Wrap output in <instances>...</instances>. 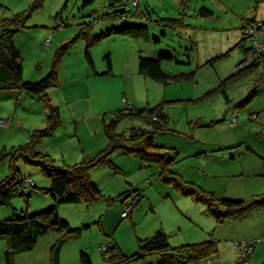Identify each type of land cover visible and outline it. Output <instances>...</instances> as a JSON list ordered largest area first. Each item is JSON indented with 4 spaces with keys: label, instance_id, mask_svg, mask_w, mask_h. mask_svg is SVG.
<instances>
[{
    "label": "rangeland",
    "instance_id": "rangeland-1",
    "mask_svg": "<svg viewBox=\"0 0 264 264\" xmlns=\"http://www.w3.org/2000/svg\"><path fill=\"white\" fill-rule=\"evenodd\" d=\"M39 1L41 7L30 13L24 28L14 36L24 81L35 82L46 76L53 68L58 49L73 40L81 24L88 25L89 33L96 37L122 26L147 27L158 42L110 35L93 44L84 39L68 44L54 68L57 83L45 92L51 106L58 109L61 122L50 137L42 132L50 126L44 101L23 91L0 90V180L9 176L11 166H15L25 188V196H15L8 206H0V221L31 215L55 204L52 196L41 190L49 188L51 180L41 172L40 166L29 163L23 156L31 153L28 158L39 161L38 153L48 154L54 160L53 166L58 168L95 156L107 145L105 126L118 110L129 111L126 102L137 110L167 102L165 113L171 132L155 135V144L178 152L180 162L175 166L176 172L205 191L208 186L213 187L215 190L211 192L216 196L232 198L226 195V190L231 192L229 185L241 184L242 177H238V170H233L239 169L240 164L249 163L250 167L255 159L263 164L262 159L249 158L246 152L237 151L239 149L215 146L227 136H240L243 142L251 139L248 134L254 128L253 122L259 124V119L264 118V111L250 114L259 103L257 97L245 107L239 106L253 89L256 76L250 74L227 85L228 102L222 93L214 90L233 73L256 63L258 67L261 63L264 65L263 61L252 57L254 52L249 50L242 55L237 47L242 42L246 49L252 48V39L244 34L245 25L257 26L260 21L264 22V0H189L186 8L182 7L181 0H139L137 9L142 14L139 17L133 16L135 9L131 0H121L113 6H110L111 0H94L85 6L84 0ZM33 2L0 0V24L8 23L15 14L28 12ZM201 7L209 9L213 15L198 17ZM122 11V16L107 19ZM161 18H182L188 27H163ZM257 31L262 44L264 27H258ZM86 51L93 66L87 61ZM160 53L171 54L177 60L162 64L166 73H193V81L165 85L140 75L139 57L154 59ZM108 59L111 74L103 75L108 71ZM214 59L212 64H207ZM260 86H264V82ZM229 123L233 128H228ZM143 126L139 118L124 119L113 130L121 134ZM261 127L263 130L264 122ZM31 144L33 147L27 149L26 154L14 155L18 147ZM112 160L124 174H114L108 168H96L90 173L97 188L106 197L116 199L110 206L103 200L91 205L63 204L56 208L58 217L67 222L70 229H81L78 238L67 239L63 245L59 254L62 264H79L80 252L87 253L93 264H110L103 260L102 253L111 244L125 257L140 255L138 240L149 238L158 230L168 234L171 249L207 240L218 241L217 255L212 259L219 260L213 264H241L236 243L250 241L244 238V229L219 231L221 226H239L241 220L217 223L206 206L181 195L174 185L161 181L154 164L143 167L137 158L119 152L112 155ZM227 174L236 177H226L230 176ZM249 177L246 184L264 182L263 175ZM256 188H260L256 194L264 193L263 187ZM248 189L246 194L242 193L243 200L251 199L253 192ZM259 218L261 214L254 211L244 221L248 219L246 223L257 226ZM216 226L219 228L214 237L225 234L222 235L225 241L212 237ZM56 237L59 239L58 235ZM43 240L38 241L32 251L17 254L15 264H50L52 247L47 248ZM262 243L264 239L255 241L254 246L261 247ZM6 251L7 243L0 239V264H5ZM157 257V254L147 255L143 260L128 264H139L140 260L141 264L152 261L157 264ZM209 260L200 263L212 264ZM244 264H255V261Z\"/></svg>",
    "mask_w": 264,
    "mask_h": 264
},
{
    "label": "trees",
    "instance_id": "trees-1",
    "mask_svg": "<svg viewBox=\"0 0 264 264\" xmlns=\"http://www.w3.org/2000/svg\"><path fill=\"white\" fill-rule=\"evenodd\" d=\"M93 2L94 0H84L83 6L92 4ZM120 2L121 0H111L110 6L115 5V3L119 4ZM130 2L135 9L133 16H141V12L137 9L139 7V0H131ZM135 2L136 4H134ZM188 2L189 0H181L182 7L186 8ZM39 7H41V2L34 0L28 12L15 14L8 23L0 24V90L23 91L32 98L44 101L49 111L48 119L50 126L42 130V132L50 137L54 129L61 122L58 109L51 106L50 99L45 92L57 83V74L54 68L60 60V55L69 47L68 44L77 42L79 39H84L88 44H93L102 37L110 35H119L145 42L152 41L153 43L158 42V39L149 34L147 27L138 26L112 28L96 37L89 33L88 25L81 24L78 34L73 40L70 43L63 44L58 49L52 70L39 81H24L22 78L21 56L15 45L14 36L24 28L30 13ZM123 13V11L114 13L112 16H108L107 19L117 18L122 16ZM197 15L201 18H209L213 13L205 7H201ZM159 21H161V26L171 29L188 27L184 24L182 18H161ZM262 27H264V22L259 25V28ZM244 34L246 35L245 32ZM237 47H240L244 54L251 50V48L246 49L242 42L238 43ZM85 55L89 64L93 66V61L87 51ZM257 59L259 60L258 62H264V53L259 55ZM173 61L177 62L173 55L167 53H160L154 59L139 57L138 73L145 78L165 85L171 82L193 81V73L171 75L163 70V63ZM214 61L215 59L209 61L207 64H212ZM107 63L108 71L103 72V75L111 74V63L109 59ZM256 64L255 66H247L238 73H233L228 78L222 80L217 89L214 90L215 93H222L226 102H228L230 99L225 91V87L227 88V85L231 82L243 80L250 74L255 73L254 87L247 97L239 103V106L245 107L251 103L257 96L258 87L264 82V65L262 64V66L260 65L258 67ZM166 103L165 101H161L153 108L138 110L133 107L132 109L126 108L129 110L128 112L125 109L118 110L115 113L114 119L104 128V133L107 138L106 147L95 156L86 158L80 163L58 168L53 166L54 160L48 154L38 153L39 161L31 160V157L28 158L29 155L31 156V153L28 156H23L29 163L40 166L41 172L51 180L50 187L41 190L50 194L55 204L31 215L25 214L19 218L0 221V239L5 240L7 243V251L4 254L5 264H15V256L17 254L32 251L37 242L48 234H56L59 236V239L50 251V264H60L59 254L63 245L67 239L78 238L81 229H70L68 223L58 217L56 208L58 205L63 204L83 203L91 205L103 200L110 206L116 199L106 197L92 182L90 173L96 168H108L114 174H124L113 163L112 155L115 152H119L124 156L137 158L143 167L154 164L157 167V174L161 181L174 185L181 195L192 197L195 202L206 206L208 213L217 223H222L225 220H243L252 212L264 207V193L253 197L251 200H231L218 197L213 192L201 189L194 182L186 181L182 175L176 172L175 166L180 162L178 152L173 149L157 146L154 142L155 135L171 132L168 117L165 113ZM132 118H139L143 121L144 126L141 128H132L128 133H115L113 129L118 122ZM26 146H20L15 149L14 155L17 153L21 155L26 154V151L33 147L32 144L30 147L28 145ZM11 172L9 176L0 180V206H8L11 199L15 196H25V188H23L24 180L17 177L18 171L15 166H11ZM31 183L34 187L33 182ZM138 241L140 255L125 257L114 244H111L102 253L103 260L110 264H128L133 260L142 259L147 255L157 254V264H200V262L209 260L217 254V246L214 241L184 245L171 249L168 245L167 234L161 230L156 231L149 238ZM79 264H93V262L87 253L80 252Z\"/></svg>",
    "mask_w": 264,
    "mask_h": 264
},
{
    "label": "crops",
    "instance_id": "crops-1",
    "mask_svg": "<svg viewBox=\"0 0 264 264\" xmlns=\"http://www.w3.org/2000/svg\"><path fill=\"white\" fill-rule=\"evenodd\" d=\"M260 23H262V21H260ZM262 44H264V43H262ZM242 55H244V53H242ZM250 76H255V73H252ZM254 80H255V77H254ZM256 97L258 98L259 103L253 110H250V112H251L250 114H252L254 112H260V111L263 112L264 111V86H259L258 87L257 96ZM259 121H260L259 124L252 121L254 123V124H252L253 125L252 127H254V128L250 127L252 129L249 131V134H248V137L249 136L252 137L251 139L245 140L243 142V140H241L240 136H237V137L227 136L225 138L224 142L215 143L216 147L217 146L221 147V146L224 145V146L230 147V148H227V149H231V150L239 149L237 151L246 152L250 156L249 158H253L254 157V158H260V159L263 160V164L260 163V161L258 159H255V161H253L252 163L250 162L251 160L249 161L250 164H251L250 167H249V163H247V164H240V168L238 167L239 169H233L234 171L238 170V172H237L238 173V177H242V181H241V184H236L234 186L229 185L228 187H231L232 190H231V192H227V190H226V195H229L232 198H228V197H224V198L231 199V200H243L245 197H244V195L242 193L246 194L245 191H246L247 187L249 188L248 191L253 192V194L251 196V199H253V197H255V196H259V195L263 194V193L262 194H256L260 190V188L258 190V188H256V187L259 185V186H261V189H262V187L264 188V182L260 183L259 180H258V182L254 183L252 181L249 184H246L247 179L250 178L249 176L252 175L254 177L260 178L261 175H263V166H264V129L262 130L260 128H262L261 126H262V123L264 122V118L263 119L262 118L259 119ZM228 128H233V127L230 126V123L228 124ZM235 128H238V127H235ZM86 158H89V157L87 156ZM221 159H223V158H221ZM217 164L220 165L219 163H217ZM204 168L207 169L206 166H204ZM207 171H208V169H207ZM92 172H93V170L91 171V173ZM227 175H230V176H226V177H232V178L236 177V176H234L235 174H227ZM90 176L92 178V175H90ZM205 189H207V191H210V192L215 190L213 187H210V186H208ZM251 199L249 198L247 200H251ZM256 213H260L261 214V218H259L257 226H255L252 222L251 223H246L248 221V219H247V221H244L246 219L245 218V219L241 220L242 221V223H240L241 225H239V226L225 225L223 227L221 226L219 231L221 233H223V232H227L226 229L235 230V229H238V228L241 227V228L244 229V231H243L244 232V238L248 239L250 241H253L254 244H255V241L259 242V240L264 239V207L259 208L256 211ZM254 215H256V214H254ZM225 227H227V228H225ZM218 228H219L218 226H216L214 228V230L212 232V237L215 240L218 239L219 241H222V240L225 241V238H222V235H225V234H220L218 236H216V234H215L216 238L214 237V232ZM56 236H57L56 234H51V235L48 234V235L44 236L43 238H41L40 240L42 241L45 238L43 241L45 242V245L48 248V247H52L54 245V243L58 240L57 239L58 237H56ZM226 236H228V234H226ZM47 237H49V239H47ZM207 241H209V240H207ZM200 243H202V242H200ZM195 244H198V243H195ZM216 244H218V241H216ZM186 245H192V244H186ZM212 258H210V260H209V261H211L212 264L219 260V259H212ZM143 259L144 258H142L141 260H143ZM135 261H137V260H135ZM140 261H138L139 264H141ZM251 261L252 262L255 261V264H261L262 261L264 262V243H262L261 247L254 246L253 253H252V255H251V257H250L248 262H251ZM61 262L62 261L60 259V264H62ZM32 264H37V263L34 262ZM149 264H156V262L152 261V263H149Z\"/></svg>",
    "mask_w": 264,
    "mask_h": 264
},
{
    "label": "built area",
    "instance_id": "built-area-1",
    "mask_svg": "<svg viewBox=\"0 0 264 264\" xmlns=\"http://www.w3.org/2000/svg\"><path fill=\"white\" fill-rule=\"evenodd\" d=\"M136 4V2L134 3ZM259 25L257 26H252L249 25L246 27V36L248 38H251L253 41V46L251 48V52H254L255 55L252 57H258L259 55L264 53V44H260L258 40V29ZM261 62V61H260ZM249 63V62H246ZM262 65V63H261ZM126 108L127 109H132V106L129 102H126ZM236 247L238 250V261L241 264L247 263L251 254L253 253V247H254V242L253 241H247V242H237ZM102 251L105 250V248L101 249Z\"/></svg>",
    "mask_w": 264,
    "mask_h": 264
}]
</instances>
